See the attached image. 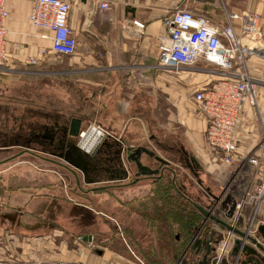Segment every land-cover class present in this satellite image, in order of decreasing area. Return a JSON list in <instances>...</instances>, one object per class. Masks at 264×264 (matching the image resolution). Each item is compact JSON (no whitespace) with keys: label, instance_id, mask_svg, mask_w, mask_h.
<instances>
[{"label":"crops","instance_id":"obj_1","mask_svg":"<svg viewBox=\"0 0 264 264\" xmlns=\"http://www.w3.org/2000/svg\"><path fill=\"white\" fill-rule=\"evenodd\" d=\"M67 1L71 4L69 26L79 47L72 58L78 59L77 65L71 61L63 70L46 68L45 59L54 54L49 51L42 55L50 43L40 38L29 22L34 0H7L8 62L0 68V137L10 139L0 144V155L17 149L9 159L47 151L57 156L59 161L36 155L50 165L40 169L52 172L40 175L47 181L38 185L43 189L39 192V206L50 204L49 211L54 206V213L49 215L56 219L55 229L61 228L55 234L69 226L80 228L71 236L70 247L65 244V251L55 254L54 259L85 264H242L248 255L247 247L252 250L253 245L245 243L240 256L235 247L233 257L230 254L220 258L227 229L207 220L192 204L195 210L185 209L183 201L188 197L169 194V182L163 176L165 170L175 175L167 151L177 149L180 155L188 154L185 146L173 144L178 141V129L188 134L189 141L192 138L199 144L204 140V115L201 122L185 116L184 105L193 101L196 90L216 83L220 77L200 73V67L187 77L164 71L158 67V47L161 39L168 36L164 21L179 8L204 13L219 25L225 24L226 12L258 13L262 15L264 33V0H223V5L215 0H192L191 4V0H111L108 11L100 9V0ZM135 21L145 24L143 33L136 30ZM234 26L240 34V23ZM30 58L39 64L31 65ZM253 62L263 65L264 59L253 56ZM169 76L180 85L169 87ZM76 83L78 103L73 102L76 96L72 94ZM13 95L16 102L11 109L7 101ZM250 108L247 105L244 113ZM25 116L38 123L27 134L23 133V124L17 125L25 121ZM185 117L187 128L182 129ZM73 119L81 121V131L85 127H96L99 132L101 129L107 136L101 151L112 155L115 151L119 160L123 153L128 154L123 162L98 163L93 158L97 169L92 171L86 160L69 155L73 148L69 128L55 132L54 126L43 124L40 129V122ZM193 149L199 151L196 145ZM152 159L158 164L155 169L150 167ZM5 160L8 158L0 163ZM83 170L94 172L88 173L94 180ZM54 184L58 191L53 190V194L60 195V199L50 196L48 188ZM71 185L85 198L95 196L96 207L65 199L71 195ZM171 185H175L174 178ZM262 223L258 222L248 235L259 240L258 227ZM246 226V221L241 222L238 231L246 235ZM65 233L72 234L69 230ZM234 238L232 241H236Z\"/></svg>","mask_w":264,"mask_h":264},{"label":"built area","instance_id":"obj_2","mask_svg":"<svg viewBox=\"0 0 264 264\" xmlns=\"http://www.w3.org/2000/svg\"><path fill=\"white\" fill-rule=\"evenodd\" d=\"M99 5L100 9L108 11L112 1L100 0ZM70 13L71 4L67 0H34L29 22L40 38L50 43L49 48L42 50L43 56L49 51L61 57L76 54L78 42L69 26ZM8 15L7 0H0V68L8 62ZM225 20L224 25H219L209 16L187 9L172 12L164 21L168 36L161 39L158 47V67L178 74L202 63L205 70L220 77L216 83L196 90L193 101L206 120V147L214 160H219L229 170L232 181L228 187L234 186L239 194L234 198L233 212L232 209L222 211L224 203L218 198L213 199V207L207 210L235 230L246 221L248 235L253 230L250 223L264 211V140L255 151L240 153L236 130L245 107L257 105V81L248 73L246 64L253 56L264 59V36L257 14L226 12ZM235 22L240 23V34ZM133 25L139 33L144 32L143 22L135 21ZM245 41H254L256 45L250 47ZM29 61L32 65L37 64L36 59ZM227 233V241L220 248V258L232 254L235 247L240 256L246 239L233 231L227 230ZM63 264L85 263L68 261Z\"/></svg>","mask_w":264,"mask_h":264},{"label":"rangeland","instance_id":"obj_3","mask_svg":"<svg viewBox=\"0 0 264 264\" xmlns=\"http://www.w3.org/2000/svg\"><path fill=\"white\" fill-rule=\"evenodd\" d=\"M215 1H218L220 5H223V0ZM189 3L191 4L192 0ZM250 14H257L260 16V31L263 37L264 33L262 32L263 28L261 26L262 15L258 13ZM245 43L250 47L256 45V42L254 41H245ZM78 50L79 47L77 48L76 53L79 52ZM74 56L61 57L54 54L51 55V57L46 58V64L44 63L43 65H45L46 68L49 66L51 68L56 67L57 69L63 70V68L68 67L71 61L74 63L72 65H77L76 63L78 62V59H72ZM251 58L247 60L246 67L248 73L257 81V105L255 107H251L252 109L250 108L246 114L244 113L236 130V140L238 142L239 152L245 154L255 151L259 144L264 140V63L263 65H261L259 62H255L257 64L254 62L251 63ZM38 64L39 63L37 61V64L35 65ZM198 65L192 69H184L179 71V75L187 77L188 73L193 71L195 72L198 67H200V69L202 68L200 73L209 74V72L205 70V65ZM76 84L71 85L73 89L72 94L76 96L73 99V102L78 103V83ZM183 84L184 87L187 88L186 83L184 82ZM176 85H180L179 82L175 81L169 76V87ZM66 86L69 87V83H67ZM171 94L172 93L169 91V98L171 97ZM9 97L11 99L8 98V106L9 108L11 107V109H13L16 99L14 95ZM184 106L185 116H193L201 122L203 113L194 101L191 100L190 103L188 102V104ZM30 118L32 117L25 116V121H23V123L19 121L17 122L18 126L19 124H23L24 134L31 132L30 130L32 128L37 127L36 124L38 123ZM39 124L40 126L44 124V126H47L48 128L54 126L55 128L53 130L55 132H59L66 127L69 128L71 122H63L62 120L56 122H40ZM9 125L12 126L15 125V123L9 122ZM180 125L182 129H185V127L187 128L186 117L185 123ZM43 128L44 127L42 126L40 127L42 130ZM96 129V127L93 129L85 127L84 131H86L89 136L84 138H71L69 140L71 147H80L81 149H84V151H86L89 155H94L99 145L106 137V134L100 129L103 136L100 137L96 134L91 138L93 131ZM178 130V141L173 144H177L176 146H180V144L185 146L188 154L186 155L183 153L180 155V153L176 151L177 149L174 152L167 151V158L172 164L171 167L175 171V175H173V173H171L169 170L164 171L163 176L169 182V194H183L192 201L194 200V202H198L203 206V208L206 209H211L213 207V199L218 198L222 204L224 203L221 206L222 211L227 212L229 209H232L231 211L233 212V205L235 202L234 198L239 194V191L234 186L228 187L232 181L229 170L225 166H222L219 160H214V155L206 147L205 136L204 140H201V142L197 144L192 140V138L189 141L188 134L184 135L180 129ZM98 138L99 140L97 141ZM5 141L9 143L10 139H4L2 135L0 137V144H4ZM193 145H196L199 151H195L193 149ZM33 147L39 149V147L36 145H33ZM16 151L17 149H12L8 155H0V160L5 158L9 159L15 155ZM151 151H153V149H151ZM164 152L165 150L162 151V155H165ZM49 153V151L45 153L39 152V154L24 153L23 155L0 165V264H63L64 262L61 260L54 259L55 254H61L64 252L65 244H68L67 246L70 247L69 243L71 242L72 244L71 236L80 231L79 227L69 226L67 230L72 232V234L70 233L71 235L65 233L67 230H65L63 233L55 234V230H61V228L55 229L57 227L56 223H54L56 219L49 215L51 212L54 213V206H51L52 210L50 211V204L48 205L42 203V205L39 206V192L43 191V189H39L38 185H41L43 182L47 181L43 178L44 176L41 177L40 175H47V173L51 174L52 172L47 169H40L49 168L50 165L46 161L38 158L36 155L50 160H60L57 158V156L50 155ZM127 155L128 154L123 153L122 158L124 156L126 157ZM117 156L118 155L115 153V151L113 155L111 153H103L101 151L95 157V161L98 163H111L114 161L123 162V159L121 158V160H119ZM151 163L152 164L150 167L152 169L158 167L155 159H152ZM189 164L191 168H194L193 172L191 171ZM130 172H132L131 176H134V169L130 170ZM158 172L159 169H157L156 173ZM194 173L197 174L195 175ZM143 174L145 173L143 172ZM64 175L66 178L70 179L71 184L74 183L70 175L65 172ZM173 178L175 185H171ZM232 184L234 185V182H232ZM237 185L238 184H235V186ZM57 189L58 187H56L54 184L52 187L48 188V191L50 196L60 199V195L53 194V190L58 191ZM23 190L26 192L23 193ZM6 191L8 192L7 196L4 194ZM69 192L71 195L69 198L67 196L64 197L65 199H71L73 203L89 206L93 209L96 207L95 196H91V198L90 196L89 198L81 196L80 193H78L77 187L74 185L69 187ZM183 207L187 210H195L194 207L189 202H187V200L183 201ZM258 222H260V224L263 222L262 224L264 226V211L261 213V215L259 214L257 216L256 224H258ZM261 233L262 231L260 234ZM260 236L261 235H259V237Z\"/></svg>","mask_w":264,"mask_h":264},{"label":"water","instance_id":"obj_4","mask_svg":"<svg viewBox=\"0 0 264 264\" xmlns=\"http://www.w3.org/2000/svg\"><path fill=\"white\" fill-rule=\"evenodd\" d=\"M80 133H81V121L78 120V119H73L71 121V124H70V127H69V132H68L69 137H71V138H79L80 137ZM14 158H16V157H14ZM10 160H12V159L5 160L4 162H1L0 165L3 164V163H7ZM78 163L82 165L81 161H78ZM190 169L192 170V172L194 171V169L191 168V166H190ZM72 172L76 176L75 171L72 170ZM148 172L150 173V170H148ZM194 174L196 175L197 173H194ZM186 200L190 204H192L205 218H208V219H211V220L215 221L216 223H218V224L222 225L223 227H225L228 231H233L239 237H241L243 239H246L247 241L251 242L252 245H254L256 247L257 250H254V249L251 250V249H249V247L247 248L248 255H246V257H248V259L243 261L242 264H260V263H257V260H258L257 258H259L261 256V254L264 255V246L263 245H261L256 239L250 237L249 235H245V234L239 232L238 230L232 229L231 227H229L228 225H226L225 223H223L222 221H220L219 219H217L213 215H211V213L207 209L197 205L194 201L190 200L189 198H187ZM261 228H264V227H261ZM257 251H260L261 254H259V252H257ZM236 252H237V249H236Z\"/></svg>","mask_w":264,"mask_h":264},{"label":"bare ground","instance_id":"obj_5","mask_svg":"<svg viewBox=\"0 0 264 264\" xmlns=\"http://www.w3.org/2000/svg\"><path fill=\"white\" fill-rule=\"evenodd\" d=\"M99 135L100 137H102L103 136V134H102V132L100 131L99 132V129H96V130H94L93 131V134L91 135V138L93 137V136H95V135ZM86 136H89L88 135V133L86 132V131H82V133H80V137L81 138H84V137H86ZM106 138H107V136L103 139V141H102V143L99 145V147H98V149H97V151L95 152V154L94 155H89L86 151H84L83 149H81L80 147H76V148H73L74 149V154L73 155H71V157L72 158H79V157H81V158H83V160H86L87 161V167H90V166H92V167H90V168H92L93 170L92 171H94L95 169H97V166H96V164L94 163V161H93V158H95L97 155H98V153H100V151H101V147L102 146H104V143H105V141H106ZM99 140V138L97 139V141ZM86 169V168H85ZM83 172H84V170H83ZM95 172H97V171H95ZM85 173V172H84ZM89 173V172H88ZM87 172L85 173V174H87V175H89V174H94V172H92V173H89L88 174ZM89 177H90V179H92V180H94L92 177H91V175H89ZM209 197V196H208ZM209 198H211V197H209Z\"/></svg>","mask_w":264,"mask_h":264},{"label":"flooded vegetation","instance_id":"obj_6","mask_svg":"<svg viewBox=\"0 0 264 264\" xmlns=\"http://www.w3.org/2000/svg\"><path fill=\"white\" fill-rule=\"evenodd\" d=\"M47 138V137H46ZM74 154V149L72 148V151H71V153L69 154L70 156L71 155H73ZM92 176V175H91ZM251 226L253 227V228H255L256 227V220H253L251 223ZM261 227H264V226H261ZM261 227H258V231H259V235H261L260 236V238H259V240H257L261 245H263L264 246V228H261ZM262 231V233L260 234V232ZM244 234V233H243ZM246 243H249L250 245H252V243L251 242H249V241H247L246 240ZM248 248V247H247ZM249 249H250V247H249ZM253 249L254 250H257L256 249V247L253 245ZM257 252H259V254H261V252L260 251H257ZM251 257V256H250ZM246 259H248V257H246V255L244 256V260H246ZM258 260H257V263H260V264H264V255L263 254H261V256L259 257V258H257Z\"/></svg>","mask_w":264,"mask_h":264}]
</instances>
